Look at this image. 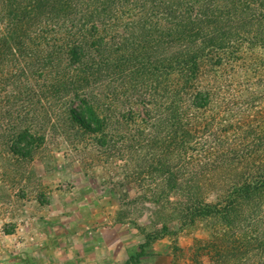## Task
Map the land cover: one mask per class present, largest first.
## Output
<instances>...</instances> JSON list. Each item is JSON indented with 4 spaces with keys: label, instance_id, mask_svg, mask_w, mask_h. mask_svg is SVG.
I'll return each instance as SVG.
<instances>
[{
    "label": "trees",
    "instance_id": "16d2710c",
    "mask_svg": "<svg viewBox=\"0 0 264 264\" xmlns=\"http://www.w3.org/2000/svg\"><path fill=\"white\" fill-rule=\"evenodd\" d=\"M262 98L264 0H0L13 152L31 155L50 129L94 136L158 172L181 220L220 221L218 264H264Z\"/></svg>",
    "mask_w": 264,
    "mask_h": 264
},
{
    "label": "rangeland",
    "instance_id": "374dc122",
    "mask_svg": "<svg viewBox=\"0 0 264 264\" xmlns=\"http://www.w3.org/2000/svg\"><path fill=\"white\" fill-rule=\"evenodd\" d=\"M8 133L0 129V264H45L44 256L55 253L42 240L75 231L108 241L121 233L130 264H218L209 239L220 221L181 220L177 194L161 198L158 172L139 174L141 162L104 151L94 136L74 139L50 129L44 144L22 155L13 152ZM200 194L209 202L223 197L206 181Z\"/></svg>",
    "mask_w": 264,
    "mask_h": 264
},
{
    "label": "crops",
    "instance_id": "0c3cea01",
    "mask_svg": "<svg viewBox=\"0 0 264 264\" xmlns=\"http://www.w3.org/2000/svg\"><path fill=\"white\" fill-rule=\"evenodd\" d=\"M75 233L68 237L59 235L54 239L46 237L42 240L41 244L51 246L50 251L55 253L44 256L45 264H126L129 258V254L125 252L128 242L121 233L116 241H108L109 238L105 236L94 238L87 234L83 236L80 232ZM31 253L32 251V257Z\"/></svg>",
    "mask_w": 264,
    "mask_h": 264
}]
</instances>
